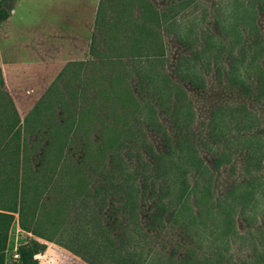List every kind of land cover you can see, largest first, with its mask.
<instances>
[{
    "label": "rangeland",
    "instance_id": "1",
    "mask_svg": "<svg viewBox=\"0 0 264 264\" xmlns=\"http://www.w3.org/2000/svg\"><path fill=\"white\" fill-rule=\"evenodd\" d=\"M27 34L15 38L16 59L30 57ZM93 34L84 65L19 77L7 96L0 85V140L19 117L25 218L37 208L41 234L95 264L131 249L140 264H264V184L244 156L264 141V0H102ZM180 137L202 167L186 170L174 210L166 195L158 211V155ZM116 176L138 188L132 203ZM32 239L46 245L36 264H87L19 229L16 213L5 263Z\"/></svg>",
    "mask_w": 264,
    "mask_h": 264
},
{
    "label": "trees",
    "instance_id": "2",
    "mask_svg": "<svg viewBox=\"0 0 264 264\" xmlns=\"http://www.w3.org/2000/svg\"><path fill=\"white\" fill-rule=\"evenodd\" d=\"M102 0L99 1V5L97 7L95 13V19L93 23V27H96L97 22V15L99 12V8L101 5ZM13 0H0V21L7 18L9 11L12 8ZM142 5V4H141ZM94 34H91L89 45H88V55L89 57H93L94 55ZM88 60V59H87ZM84 62H71L67 63L68 65H84ZM90 62V61H87ZM61 72V71H60ZM2 78L0 73V85L2 86ZM260 94V99L264 101V71H261V75L258 76V84L256 89ZM3 92V91H2ZM6 96L7 94L3 92ZM10 103L11 100H10ZM13 105V104H12ZM14 109V108H13ZM15 112V109H14ZM26 119V117L23 119ZM10 133L4 140H0V152L5 150L6 154L0 157V196L3 193V187L7 185L5 188V195L3 194V200L0 199V264L5 263V256L4 251L6 249V232L7 228L12 221L13 214L16 213L18 215V227L22 231L26 233H30L34 237H37L41 240L51 242L61 246L62 248L68 250L73 255L80 257L83 261L87 264H95L93 261L88 260L82 255L67 247L65 244L59 243L56 239L49 236H44L39 231L38 225L42 222L40 218H36L38 215L36 214L37 208H31L30 217L27 219L25 218L24 214L22 213V201H21V194L23 193V187L25 186V179L22 175L19 176L18 168L21 164L22 160H20V147L18 145L17 138L13 139L15 133L19 132V117L15 112L13 116L12 122L9 125ZM177 140V138H176ZM256 141L259 142V137H249V141ZM7 147V148H6ZM100 151L103 148L99 149ZM101 153V152H99ZM187 154L188 161H184L182 156ZM244 156L247 159L252 161V169L249 172H252V180H258L264 184V174L261 172V162L264 158V141L262 140L260 145L257 146H246L244 149ZM113 158L118 159L120 161L119 155H115ZM182 158V160H181ZM59 160V159H58ZM103 159L100 158L96 161V167H98L102 163ZM160 161V162H159ZM59 162V161H58ZM158 172L160 177L162 178V183L157 189L156 202L158 203L159 210L162 207V197L169 195L170 199L167 203H164V210H174L177 205V201L184 196L185 190L187 188L186 185V170L188 171H198L202 167V163L200 158L197 156L196 151L194 150L192 145H188L185 142L184 137H180L174 147H169V150L166 151L165 154L158 155ZM8 167L7 169H2L3 165ZM118 166L121 164L120 162L115 163ZM123 165V164H121ZM251 167V166H250ZM4 171L7 173V184H5L4 180ZM254 172V173H253ZM22 174V173H21ZM256 174V175H255ZM251 175V173L249 174ZM37 180V179H36ZM77 183H81L80 176L76 177ZM134 181V179H133ZM116 182L117 187L123 189V198L127 204L132 203L137 194L138 188L133 186L125 185V180L121 179L120 177L116 176L114 180ZM242 184V183H241ZM39 210L43 209V205L40 204L38 207ZM46 248L44 243L39 242L38 240H29L26 243H23L16 247V259H10L8 264H36V259L34 256L36 254L42 253ZM138 252L134 249L126 252H117L114 256H111L108 260L112 262V264H140L138 258Z\"/></svg>",
    "mask_w": 264,
    "mask_h": 264
},
{
    "label": "crops",
    "instance_id": "3",
    "mask_svg": "<svg viewBox=\"0 0 264 264\" xmlns=\"http://www.w3.org/2000/svg\"><path fill=\"white\" fill-rule=\"evenodd\" d=\"M99 1L13 0L7 18L0 21L3 92H15L17 89L13 85L19 77L45 75L53 64L87 60ZM68 26L72 30L68 31ZM19 31L28 33L25 46L30 57L22 60L12 53Z\"/></svg>",
    "mask_w": 264,
    "mask_h": 264
},
{
    "label": "built area",
    "instance_id": "4",
    "mask_svg": "<svg viewBox=\"0 0 264 264\" xmlns=\"http://www.w3.org/2000/svg\"><path fill=\"white\" fill-rule=\"evenodd\" d=\"M11 257H12V259H16V257H17L16 249L12 252Z\"/></svg>",
    "mask_w": 264,
    "mask_h": 264
}]
</instances>
